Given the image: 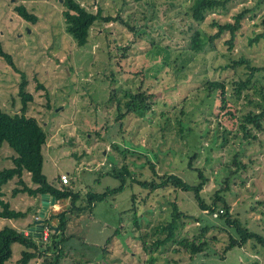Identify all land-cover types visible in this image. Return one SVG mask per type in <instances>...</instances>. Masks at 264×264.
Wrapping results in <instances>:
<instances>
[{
    "label": "rangeland",
    "instance_id": "1",
    "mask_svg": "<svg viewBox=\"0 0 264 264\" xmlns=\"http://www.w3.org/2000/svg\"><path fill=\"white\" fill-rule=\"evenodd\" d=\"M62 1L0 0V40L16 66L0 57V107L11 114L20 112L23 72L25 90L32 94L25 114L34 117L46 134L42 172L47 181L60 187L59 175L67 174L66 184L80 195L76 205L83 207L87 191L101 193L120 184L107 173L123 166L145 178L151 162L157 173H173L189 182L194 168H199L207 176L201 191L206 203L228 177V189L221 195L229 212L264 236V121L262 130H253L249 138L239 129L242 114L264 107V71H256L237 97L233 87L246 69L222 68L240 56L253 66H264V37L249 43L263 29L264 0H232L226 10L193 22L205 39L216 32L210 26L213 19L232 21L233 15L248 8L231 51L225 44L228 33L198 51L189 49L192 31L186 11L191 0H77L89 11L100 9L103 16L116 18L96 21L87 43L77 46L65 30ZM20 4L37 17L36 23L18 15L14 8ZM208 80L225 84L226 108L220 106L219 92L214 99L208 97ZM127 91L151 94L152 104L128 114L120 124L118 106L128 101ZM10 153L14 155L2 144L0 169L13 167ZM234 156L245 165L236 172ZM19 179L31 186L28 172L22 171L20 178L14 175L0 188V201L27 215L0 219V229L11 226L25 234L30 230L42 234L36 242L44 249L50 232L42 228L43 220L55 215L50 224L56 229V214L68 210L70 198L55 200L40 217V195H28ZM133 192L136 211H131ZM172 203L198 218H183L176 239L192 238L200 227L209 226L201 237L209 242L204 251L190 256L172 241L161 242ZM217 203L221 213L223 203ZM66 216L64 234L69 238L63 243V264H264V246L254 239L225 252L229 236L237 237L234 229L201 210L192 193L170 186L148 193L138 185L129 186L127 178L122 190ZM11 248L5 264H18L23 246L14 243ZM42 261L33 258L28 264Z\"/></svg>",
    "mask_w": 264,
    "mask_h": 264
},
{
    "label": "trees",
    "instance_id": "2",
    "mask_svg": "<svg viewBox=\"0 0 264 264\" xmlns=\"http://www.w3.org/2000/svg\"><path fill=\"white\" fill-rule=\"evenodd\" d=\"M231 1L232 0L190 1L186 11L187 20L189 21L188 29L192 31L189 37V49L198 51L203 48L205 43L208 42L213 44L216 39L220 38L225 33H228V38L225 40L227 50L231 51L233 49L237 32L241 28V20L249 10L248 8L233 15L232 21L221 23L213 19L210 26L215 27L216 32L206 35L205 39L201 38L202 32L200 29L193 25V22L196 24L203 22L206 15L211 12H221L226 10L228 3ZM62 5L64 7L62 16L64 18L65 30L73 38L77 46H84L87 43L89 29L96 21L100 20L109 22L116 19L111 15L103 16L100 9H97L96 12L89 11L85 7L81 6L77 0H63ZM14 9L24 20L36 23L37 17L33 13L27 11L23 4L15 6ZM261 23L263 25L262 31L256 33L253 38H250L249 43L256 42L260 38L264 37V17H261ZM131 29H133V27H131ZM0 57L16 69L11 54L3 50L1 40ZM240 66H243L246 69V75L243 79H239L235 82L233 93L237 97L240 96L243 89L248 88V86L252 83V78L254 77L256 71H264V66H253L250 59L244 56H240L238 59H231L229 63H226L222 68L230 67L232 69H236ZM25 77V74L21 72V81L19 83L18 91V95L20 96L22 103L20 112L11 114L3 111L0 107V147L2 144L6 143L14 151V155L11 157L13 167L0 169V188L8 180L14 177V175L20 178L22 171H26L30 176L31 186L25 184V182L21 179H19V183L23 185V191H25L28 195L35 197L43 193H48L49 195L54 196L55 200L70 198L71 203L68 210H64L56 214L59 218L58 224L55 226L56 229L50 224V220L55 215H51V217L43 220L41 225L42 228L48 227L50 232L48 235L50 244L46 245L44 249H41L36 242V239L42 238V234L39 237L37 236L38 234L32 232L33 230H30L29 233L25 234L24 232L11 226H4L1 228L0 264H5L11 258V247L14 243H18L23 246V249L20 252V258L18 259V264H28L31 259L38 257L43 258L42 264H63L61 261V257L64 253L63 243L69 238V236H65L64 234L68 220L66 216L68 211H82L85 208H90L96 201H101L108 195L115 194L117 191L122 190L126 184L127 178L129 179V186L135 187V185H138L142 190H147L148 193L169 186L187 193H192L201 210L207 211L210 215L216 213V216H219L220 219H224L225 224L232 227L234 232L237 234V237L233 235L229 236V243L224 247L225 252L235 246H243L249 239H254L264 246V236L259 235L243 226L240 220L229 212V207L225 204L224 197L221 195L223 191L228 189V177L222 180L221 184H223L219 186V188L214 190L210 203H206L201 196V191L207 182V176L204 171L199 168H194L193 173L195 176L191 179V182H189L173 173H157L151 162H148L150 166V175L145 178H142L141 174H131L127 167L123 166L120 170L107 173L120 180V184L117 187L106 188L101 193L87 191V205L77 207L76 203L80 198L79 193L70 185L59 183L60 187H58L49 183L46 176L42 172V146L46 141V134L42 126L34 117L26 116L25 114L28 102L32 100V94L25 90L27 85ZM39 86L42 87L40 84ZM205 89L208 97L213 99L215 98V94L219 92L220 106L222 109L226 108L225 84L222 81L208 80L205 83ZM126 94L129 97L128 101H125L118 106L116 120H119L120 124H123L128 114L142 112L152 104L151 100L148 101L149 98L152 97L151 94H145L144 91L136 93L127 91ZM239 119V129L242 131L243 137H252L253 130L258 131L263 128L264 107L260 106V111L258 112L248 110L246 113L242 114ZM188 131L191 132L192 129L189 128ZM233 162L237 166L234 172L243 169L245 166L236 160V156H234ZM231 172L232 171H230V173ZM133 183L135 185H133ZM16 191L17 190H15V192ZM130 200L131 211H136V205L134 204V192L131 194ZM219 200L223 203L221 208L223 210H221V213L217 209V201ZM0 205V219H22L27 215V211L23 212L11 209L9 204L4 201H0ZM171 205V219L165 227L167 234L161 242L167 243L168 241H172L182 247L177 248L179 251L181 249H185L190 256L204 251L209 242L207 239H203L201 237H203L204 233L208 231L209 226L200 227V232L197 235L195 234L192 238L182 237L181 239H176L175 236L177 234L178 226L183 223L181 220L183 218H194L195 216L181 211L176 203H172ZM194 219L198 221L197 217ZM133 221L137 224L138 220L136 216H134ZM211 226L212 228L217 227L215 224H212ZM177 249L176 251H178Z\"/></svg>",
    "mask_w": 264,
    "mask_h": 264
},
{
    "label": "water",
    "instance_id": "3",
    "mask_svg": "<svg viewBox=\"0 0 264 264\" xmlns=\"http://www.w3.org/2000/svg\"><path fill=\"white\" fill-rule=\"evenodd\" d=\"M55 202V197L49 195L48 193L40 194V204L41 208L39 211L40 217H43L49 206H52ZM42 221V218L39 220Z\"/></svg>",
    "mask_w": 264,
    "mask_h": 264
},
{
    "label": "built area",
    "instance_id": "4",
    "mask_svg": "<svg viewBox=\"0 0 264 264\" xmlns=\"http://www.w3.org/2000/svg\"><path fill=\"white\" fill-rule=\"evenodd\" d=\"M59 179H60L61 183H63V184H66L69 181V177L65 173H61L59 175ZM214 214H215V216L217 215L216 213H214Z\"/></svg>",
    "mask_w": 264,
    "mask_h": 264
},
{
    "label": "crops",
    "instance_id": "5",
    "mask_svg": "<svg viewBox=\"0 0 264 264\" xmlns=\"http://www.w3.org/2000/svg\"><path fill=\"white\" fill-rule=\"evenodd\" d=\"M12 156H13V155L10 153V154H8L7 157L11 159ZM40 208H41V206H40Z\"/></svg>",
    "mask_w": 264,
    "mask_h": 264
}]
</instances>
